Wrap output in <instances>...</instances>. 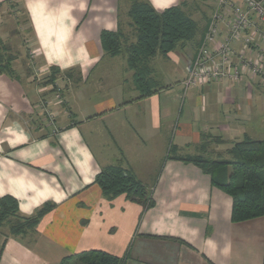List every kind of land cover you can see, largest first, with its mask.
Listing matches in <instances>:
<instances>
[{"label": "crops", "instance_id": "obj_1", "mask_svg": "<svg viewBox=\"0 0 264 264\" xmlns=\"http://www.w3.org/2000/svg\"><path fill=\"white\" fill-rule=\"evenodd\" d=\"M146 1L163 12L186 0ZM131 5L0 0V23L15 21L27 38L13 52L0 34V200L14 198L27 218L54 205L34 231L0 230V264H59L89 251L124 264H264V217L233 223L232 198L178 160H230L236 143L264 135V84L205 83L181 98L152 66L154 93L144 97L126 55L101 42L119 30L135 42ZM110 166L132 172L153 206L107 199L95 179Z\"/></svg>", "mask_w": 264, "mask_h": 264}, {"label": "trees", "instance_id": "obj_2", "mask_svg": "<svg viewBox=\"0 0 264 264\" xmlns=\"http://www.w3.org/2000/svg\"><path fill=\"white\" fill-rule=\"evenodd\" d=\"M193 1L186 0L180 6L158 12L146 0H131L128 15L135 30V42L128 44L127 36L120 30L116 33H102L104 51L111 56L126 55L129 67L133 71L135 85L144 97L154 93L151 64L155 58L158 56L167 58L178 48L190 44L198 47L203 33L199 39L198 23L187 12L189 3ZM3 58L5 57L0 53V63ZM229 154L230 160H203L193 157L178 160L199 165L211 176L212 185L232 198L233 223L264 217V140L246 137L236 143ZM95 183L109 200L125 196L131 202L142 206L144 210L150 209L154 204L152 191L132 172L120 166L103 169L97 175ZM53 208L54 205L48 203L34 216L22 217L18 214V201L12 197H4L0 200V230L7 227L9 235L12 236L34 231L42 217ZM19 221L25 223L21 224ZM124 261L102 251H89L66 257L59 264H124Z\"/></svg>", "mask_w": 264, "mask_h": 264}, {"label": "built area", "instance_id": "obj_3", "mask_svg": "<svg viewBox=\"0 0 264 264\" xmlns=\"http://www.w3.org/2000/svg\"><path fill=\"white\" fill-rule=\"evenodd\" d=\"M264 84V0H218L183 82Z\"/></svg>", "mask_w": 264, "mask_h": 264}, {"label": "rangeland", "instance_id": "obj_4", "mask_svg": "<svg viewBox=\"0 0 264 264\" xmlns=\"http://www.w3.org/2000/svg\"><path fill=\"white\" fill-rule=\"evenodd\" d=\"M218 0H194L189 3L190 6L187 8V12L191 14L193 19L198 23V34L197 37L200 39L203 33V37L206 33L208 21L212 15V12L215 8V5ZM188 4V5H189ZM19 22L22 25L26 24V20L24 16H19ZM8 20V18H5ZM4 19V20H5ZM2 25L3 28L1 27ZM27 25V24H26ZM17 28L15 25V21H10L8 25L5 27V23H0V34L4 37L5 40L10 39V45L6 47L11 48L14 52L16 46H25L27 38L25 35L16 34ZM19 36V37H16ZM21 37V38H20ZM19 42L18 45H16ZM5 47V45H3ZM14 47V49H13ZM200 43L197 48H195L194 44L188 45L184 51L179 49L174 52L173 57L171 59H163L161 57H157L153 60L152 66L154 68V79L159 82L158 84L162 87L174 86L175 90L180 93L181 98H189V94L193 92L194 88H190L185 90L183 85L184 80L186 79L185 66L190 62L192 55L195 53V50L199 49ZM176 57V58H174ZM253 140H264V135L261 133L253 134L251 136ZM21 224L25 223L24 221H19Z\"/></svg>", "mask_w": 264, "mask_h": 264}]
</instances>
